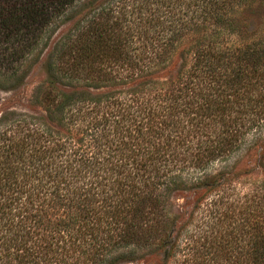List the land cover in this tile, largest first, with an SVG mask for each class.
<instances>
[{"label":"trees","instance_id":"obj_1","mask_svg":"<svg viewBox=\"0 0 264 264\" xmlns=\"http://www.w3.org/2000/svg\"><path fill=\"white\" fill-rule=\"evenodd\" d=\"M262 12L264 0H0V88L70 24L37 90L45 118L0 114V264L159 251L169 264L170 195L210 176L220 189L189 260L264 264V180L233 198L239 161L215 167L246 142L249 159L264 129V21L248 30Z\"/></svg>","mask_w":264,"mask_h":264},{"label":"rangeland","instance_id":"obj_2","mask_svg":"<svg viewBox=\"0 0 264 264\" xmlns=\"http://www.w3.org/2000/svg\"><path fill=\"white\" fill-rule=\"evenodd\" d=\"M262 14L263 15L260 17L255 16L253 20L255 25H249L248 30H252V27L264 21V12H262ZM69 26L70 24H66L59 29L58 33L51 40L50 45L38 58L37 62L26 70L23 78L19 79L15 86L6 87V84L5 89L0 88V114L25 112L33 116L45 118L40 98L37 96V90L48 81L45 62L52 44L60 35L67 31ZM178 65L179 62L176 61L172 68H168L165 73L174 75ZM254 130L255 129H252L251 132H249L247 136L248 139L252 140L251 134ZM246 143L232 154L226 162L221 164L216 163L217 165H215V167L226 165L228 167L232 163L235 164L236 161H239L236 164L237 169H233L235 175L230 182L231 184L227 187V191L231 193V197L233 198L247 194L255 186H258L261 180H264V129L260 131L256 141L253 142L250 148L251 154L249 159L244 156V152L248 145ZM259 151H261L260 156L258 155ZM258 158L260 159V164ZM217 183H219V181L214 182L213 178L210 176L207 178V184L203 187L179 189V191H175L170 195V210L172 212L173 222V232H171L170 240L175 237L177 234L176 232H179L178 240L175 241V244H179V248H176L171 255L169 264H212V261L203 262L201 259L191 263L189 257L194 251V249H192V244L196 235L195 233L197 232L198 234L202 228L206 229L207 227L205 226L207 224L211 225V222L204 221L210 217L208 215V210L211 208L209 200L219 192L218 189H220V187L216 186ZM236 209H238V207ZM161 258H163V252L159 251L154 254L146 253L143 257L133 261L123 260L115 264H161Z\"/></svg>","mask_w":264,"mask_h":264}]
</instances>
